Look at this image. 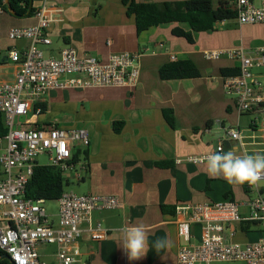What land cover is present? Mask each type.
I'll list each match as a JSON object with an SVG mask.
<instances>
[{
    "label": "crops",
    "instance_id": "crops-1",
    "mask_svg": "<svg viewBox=\"0 0 264 264\" xmlns=\"http://www.w3.org/2000/svg\"><path fill=\"white\" fill-rule=\"evenodd\" d=\"M135 1L161 6L186 0ZM253 1L260 4V0ZM44 5L57 10L48 33L51 45H37L45 57L58 56L68 47L74 48L79 58L89 55L103 63L112 54L143 53L135 89L51 90L39 105L43 109L40 115L31 113L18 120L23 128L35 130L86 129L90 145L75 148L73 156L88 164V172L80 181L67 176L69 186L78 195L116 197L123 205L93 214L91 227L100 224L109 236L96 242L85 232L78 241V264H178L181 241L175 213L179 205L234 200L247 211L243 205L257 195L246 184L209 177L206 162L194 165L186 159L215 153L221 139L224 152L243 155L236 142L225 139L229 129L240 131L246 154H264V106L240 112L234 98L225 92V79L241 72L240 60L205 58L207 52L241 49L246 57L261 63L253 68V74L263 83L264 93V25L220 22L212 32L193 33L194 42L190 43L173 34L175 28L190 31L187 24H163L139 33L123 0H29L23 14L7 9L0 13V87L14 83L20 71L10 52L17 50L23 57L31 45L27 39L12 40L10 31L35 26V12ZM25 7V3L19 4L21 10ZM177 61L192 62L196 73L177 77L162 73ZM165 111L172 112L173 126ZM5 148L6 141H2L0 154ZM177 160L184 162L178 165ZM259 187L264 196V185ZM57 212L58 206L50 211L55 224ZM137 224H143L148 232V251L139 260H130L122 247L123 229ZM192 232V244H197L202 227L195 225ZM161 238L167 244L157 252L154 243ZM39 254L43 263L56 264L55 246H42Z\"/></svg>",
    "mask_w": 264,
    "mask_h": 264
},
{
    "label": "built area",
    "instance_id": "built-area-1",
    "mask_svg": "<svg viewBox=\"0 0 264 264\" xmlns=\"http://www.w3.org/2000/svg\"><path fill=\"white\" fill-rule=\"evenodd\" d=\"M232 3L240 26L264 25V0H260L259 5L253 0H235ZM55 12L56 9L44 5L35 12V26L12 29L9 33L12 40L27 39L31 42L23 57L17 50L10 52V59L20 65V71L14 83L0 87V114L8 130L0 138V144L6 141V148L0 154V251L13 264H46L40 260L39 248L42 246L56 247V264H78L81 255L78 241L85 232H89L96 242L109 236V231L102 229L100 224L95 229L91 227L93 214L123 207L116 197L86 196L66 191L56 201L58 223L55 224L47 209V201L25 196L37 166L55 167L65 178L73 175L78 181L82 180L88 172V164L75 161L73 151L77 147H88L90 137L83 128L35 130L23 128L18 120L31 113L40 115L43 109L39 105L51 90L87 87L135 89L140 75L143 53L112 54L103 63L89 55L79 58L77 51L68 47L58 56L45 57L37 45H51L48 33L55 21ZM222 56L241 62L240 74L224 81L225 92L234 98L238 110L246 113L264 106L263 83L253 74V68L261 63L246 57L241 49L205 53L207 60H218ZM171 59L175 60V57ZM225 139L236 142L243 155L246 154V144L240 131L227 130ZM223 143L224 139L218 141L215 152L224 151ZM40 156L46 157L48 164L40 165L37 162ZM207 156L189 157L186 162L199 165L206 162ZM183 162L176 161L178 165ZM260 182L255 186L246 184L249 190L257 193L243 205L247 211H242V205L232 200L179 205L175 213L181 241L178 264H264V238L246 244L236 240L244 233L241 230L243 223H254L264 228V197ZM85 224L88 225L86 229ZM195 225L202 227V235L197 244H192V227Z\"/></svg>",
    "mask_w": 264,
    "mask_h": 264
},
{
    "label": "trees",
    "instance_id": "trees-1",
    "mask_svg": "<svg viewBox=\"0 0 264 264\" xmlns=\"http://www.w3.org/2000/svg\"><path fill=\"white\" fill-rule=\"evenodd\" d=\"M28 2L29 0H10V6L15 14H23L27 10ZM21 3L26 4L24 10L19 8ZM123 3L127 6L128 14L135 17L139 33L163 24H187L190 31L186 32L181 28H175L173 34L185 38L190 43L194 42L193 33L212 32L218 23L234 21L237 18L235 7L229 1H219L215 4L213 0H186L178 3L167 2L161 6L137 3L135 0H123ZM0 8L1 10L7 9L4 0H0ZM196 71L192 62L177 61L164 67L162 73H172L177 77L183 76V74L196 73ZM165 115L169 125L173 126L172 112L165 111ZM7 131L4 119L0 114V138H3ZM78 158V155L73 156L75 161ZM68 186L67 179L59 169L49 166H37L27 185L25 196L27 199L32 200L56 202L66 192ZM256 227L257 225L254 223L241 224V230L246 235L252 233ZM3 255L0 251V264H12L7 260H2Z\"/></svg>",
    "mask_w": 264,
    "mask_h": 264
},
{
    "label": "clouds",
    "instance_id": "clouds-1",
    "mask_svg": "<svg viewBox=\"0 0 264 264\" xmlns=\"http://www.w3.org/2000/svg\"><path fill=\"white\" fill-rule=\"evenodd\" d=\"M206 171L211 178H223L229 184L255 186L264 179V154L237 155L235 151H220L206 157ZM122 247L130 260H139L148 251V232L143 224L123 229ZM167 242L161 238L154 247L159 252Z\"/></svg>",
    "mask_w": 264,
    "mask_h": 264
},
{
    "label": "rangeland",
    "instance_id": "rangeland-1",
    "mask_svg": "<svg viewBox=\"0 0 264 264\" xmlns=\"http://www.w3.org/2000/svg\"><path fill=\"white\" fill-rule=\"evenodd\" d=\"M37 162L41 165H46L48 164V159L44 156H40L38 159H37ZM264 183H260V186H263ZM66 190L70 191H74L76 192L77 194H80L79 192L76 191V189L73 187V186H69L66 188ZM264 197V196H263ZM47 206V209L50 211H56L57 210V203L55 201H51V202H48L46 204ZM260 238H264V228L263 227H256L254 228L253 232L250 233L249 235H247L246 237L243 236V235H238L237 237V241L242 243V244H246V243H253V242H256L257 240H259ZM46 249H53V248H46ZM213 264H238V263H229V262H215Z\"/></svg>",
    "mask_w": 264,
    "mask_h": 264
},
{
    "label": "water",
    "instance_id": "water-1",
    "mask_svg": "<svg viewBox=\"0 0 264 264\" xmlns=\"http://www.w3.org/2000/svg\"><path fill=\"white\" fill-rule=\"evenodd\" d=\"M4 5L6 6V8H7V10H8L9 12H11V13L14 14V10H13L12 7L10 6V0H4ZM30 7H32V5H30ZM30 12H31V8H30L29 13H30ZM1 259H2V260H7V261H9L10 263H12V262L10 261V258H9L7 255H3ZM12 264H13V263H12Z\"/></svg>",
    "mask_w": 264,
    "mask_h": 264
}]
</instances>
